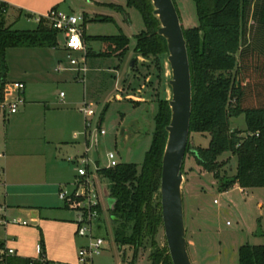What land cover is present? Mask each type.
I'll return each mask as SVG.
<instances>
[{"label":"rangeland","instance_id":"obj_1","mask_svg":"<svg viewBox=\"0 0 264 264\" xmlns=\"http://www.w3.org/2000/svg\"><path fill=\"white\" fill-rule=\"evenodd\" d=\"M125 2L65 0L60 5L58 9L83 17L85 53L66 48L61 33H57L56 46H13L6 50L5 86L13 89V81L25 80L26 99L23 93L22 96L27 108L22 116L21 112L0 110V153L7 144L11 179L27 183L26 188L33 193L31 201L46 204L51 212L69 217H76L77 210L64 207V200L58 193L63 189L72 190L80 178L78 168H87V177L93 182L101 206L93 232L103 237L104 243L100 252L91 256V262L87 260L82 264L128 263L132 247H120L114 241L108 207V179L100 176L97 168L108 165L109 151L115 154L117 161H131L140 166L152 138L157 102L171 96L167 54L145 56L133 51L134 34L145 26L140 12L126 6ZM174 2L183 27L198 24L194 0ZM106 3L123 5L124 10ZM104 16L111 19H101ZM8 23L14 28L36 25L35 19H27L24 15ZM257 28V22L249 16L242 38L243 49L255 39ZM119 32H124L130 39L122 58L115 54L87 55L89 48L94 52L103 48L102 41L88 40L87 36ZM72 58L77 62L71 63ZM132 59L135 62L126 75ZM83 66L84 70L81 69ZM243 70L249 79L246 102L251 104L258 98V91L264 89V82L250 70L249 62ZM85 118L90 121L87 134L84 133ZM229 125L244 129L243 113L229 117ZM99 128L105 133L100 134ZM71 132L72 135L77 132V137L73 138ZM188 137L191 146H207L210 134L193 130ZM5 157L0 156V165ZM217 159L224 162L219 170L221 176L230 177L235 173V155L224 151ZM182 171L185 237L193 264H236L241 244L264 243L260 234L264 230V186L241 187L234 183L222 187L221 180L198 164L189 152L184 156ZM4 191L5 187L0 184L1 203L4 202ZM153 200L160 203L159 189ZM6 216L13 217L9 213ZM155 240L160 247L166 243L162 225L158 227ZM151 248L147 237L134 264H150Z\"/></svg>","mask_w":264,"mask_h":264},{"label":"trees","instance_id":"obj_2","mask_svg":"<svg viewBox=\"0 0 264 264\" xmlns=\"http://www.w3.org/2000/svg\"><path fill=\"white\" fill-rule=\"evenodd\" d=\"M194 3L198 24L189 27L181 24L192 88L189 133L193 130L208 132L210 137L207 146H191L188 137L185 155L191 153L198 164L213 172L221 180L222 187L234 183L241 187L264 186V89L258 91L254 103H247L249 79L243 70L249 62L250 70L264 82V0H194ZM106 4L124 10L123 5ZM125 4L140 12L145 26L134 34L133 51L145 56L167 54L166 40L157 32L160 22L152 12L151 0H126ZM6 10V4L0 2V92L7 82V48L56 46L58 33L43 16L38 17L33 28H14L6 23ZM249 16L257 22L258 32L243 49L242 38ZM87 39L103 43V48L98 51L89 48L87 55L115 54L120 58L127 52L130 40L124 32L87 36ZM241 113L245 128H231L229 117ZM169 118L168 98L160 99L154 114L152 138L140 166L131 161H119L114 166L97 168L98 174L108 179V195L114 198L112 207H109L114 241L120 247H132L127 264H134L147 237L152 247L148 254L150 264H173L167 244L160 247L155 240L162 220L160 203L153 200L160 186L161 157L167 136L165 126ZM224 151L231 152L237 160L236 171L230 177L219 173L224 162L217 157ZM64 207H67L65 203ZM98 211L100 218L101 208ZM260 234L264 237V230ZM39 243L42 258V237ZM0 245L3 246L2 241ZM0 264H46V261L6 255L0 257ZM236 264H264V243L241 244Z\"/></svg>","mask_w":264,"mask_h":264},{"label":"water","instance_id":"obj_3","mask_svg":"<svg viewBox=\"0 0 264 264\" xmlns=\"http://www.w3.org/2000/svg\"><path fill=\"white\" fill-rule=\"evenodd\" d=\"M153 14L159 19L157 32L166 40L167 60L170 65L168 84L171 96L168 99L170 118L165 126L166 141L161 157L160 210L161 220L173 264H193L185 237L181 165L185 155L189 135L192 108V88L190 67L181 21L173 0H151ZM134 63L132 59L127 69L129 74ZM114 198H108L112 207Z\"/></svg>","mask_w":264,"mask_h":264},{"label":"crops","instance_id":"obj_4","mask_svg":"<svg viewBox=\"0 0 264 264\" xmlns=\"http://www.w3.org/2000/svg\"><path fill=\"white\" fill-rule=\"evenodd\" d=\"M65 0H0L7 6L6 23L18 20L22 15L27 19H35L47 13L53 7L59 8ZM36 26V25H35ZM24 83L22 91L26 99L25 80L16 79ZM17 112L26 111L25 100ZM19 105V106H20ZM20 116V115H19ZM74 131V130H72ZM75 132H73L74 134ZM77 133V132H76ZM72 135V132H71ZM73 138L74 135H72ZM72 138V139H73ZM1 154L5 157L0 165L2 176L0 184L5 187L4 202H0V241L6 247H13L16 256L33 259H45L46 264H82L78 259V247L84 243L83 237L76 235L75 216L53 213L49 206L30 200L33 193L28 190L24 181L13 180L8 168L9 147L4 145ZM1 155V156H2ZM13 216L8 218L7 214ZM9 216V217H10ZM40 237L44 242V257L40 254ZM124 247V246H122ZM92 261V259H91Z\"/></svg>","mask_w":264,"mask_h":264},{"label":"built area","instance_id":"obj_5","mask_svg":"<svg viewBox=\"0 0 264 264\" xmlns=\"http://www.w3.org/2000/svg\"><path fill=\"white\" fill-rule=\"evenodd\" d=\"M49 19L52 27H54L58 33H61L64 38V46L69 49L83 50V28L81 25L83 17L74 13L64 12L56 7H53L42 15ZM39 17V16H38ZM37 17V20H38ZM85 53V51L83 50ZM71 63H76L77 60L72 58ZM82 70L85 67H81ZM13 89L4 85L0 92V110L8 113L17 112L19 105L23 103L24 98L22 91L24 89V83L19 80L12 82ZM60 95L64 93L61 91ZM86 111V106L83 107ZM86 115V114H85ZM90 125L89 118H85V134H87V127ZM100 134L105 133L104 129L99 128ZM78 133H74V137H77ZM2 154L0 153V156ZM109 163L107 166H114L119 161L115 159V154L111 151L107 153ZM82 162L88 163L82 159ZM79 179L76 180L74 188L70 191L67 189L60 190L58 195L64 200L67 207L75 208L77 214L75 217L76 230L75 233L78 236L84 237L85 242L78 248L77 254L80 263H84L87 260L91 262V256L99 253L102 249L104 239L103 237L94 234V223L98 217V208H101L100 202L97 196L96 190L93 188V182L88 179L87 168H78ZM2 176V169L0 168V178ZM81 184L82 187H81ZM15 251L13 247H6L0 245V257L6 255H13Z\"/></svg>","mask_w":264,"mask_h":264}]
</instances>
